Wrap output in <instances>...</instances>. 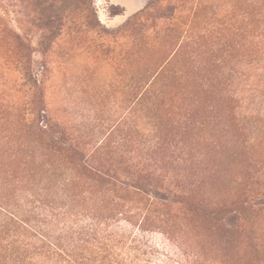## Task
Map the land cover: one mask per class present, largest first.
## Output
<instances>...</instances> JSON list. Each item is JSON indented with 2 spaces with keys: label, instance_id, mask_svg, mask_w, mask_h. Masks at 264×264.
Here are the masks:
<instances>
[{
  "label": "rangeland",
  "instance_id": "obj_1",
  "mask_svg": "<svg viewBox=\"0 0 264 264\" xmlns=\"http://www.w3.org/2000/svg\"><path fill=\"white\" fill-rule=\"evenodd\" d=\"M74 1L0 0V263L264 264V0Z\"/></svg>",
  "mask_w": 264,
  "mask_h": 264
},
{
  "label": "trees",
  "instance_id": "obj_2",
  "mask_svg": "<svg viewBox=\"0 0 264 264\" xmlns=\"http://www.w3.org/2000/svg\"><path fill=\"white\" fill-rule=\"evenodd\" d=\"M78 1L79 0H75L74 2H75V5H77L78 4ZM71 2V0H63V7H65L66 6V8H68L69 9V7L72 5V2ZM73 2V3H74ZM136 16V14L134 15V17ZM94 23V24H93ZM90 26H92V27H96V24H95V22L93 21L92 23H91V21L88 23ZM4 215V214H3ZM16 260H19V261H21V259H16V258H13V263H14V261H16ZM22 262V261H21ZM0 264H6V262H3V263H0Z\"/></svg>",
  "mask_w": 264,
  "mask_h": 264
}]
</instances>
